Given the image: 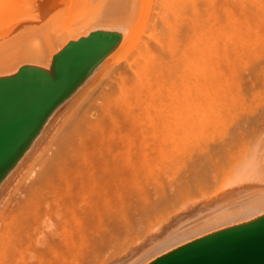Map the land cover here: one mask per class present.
Wrapping results in <instances>:
<instances>
[{"label":"bare ground","instance_id":"6f19581e","mask_svg":"<svg viewBox=\"0 0 264 264\" xmlns=\"http://www.w3.org/2000/svg\"><path fill=\"white\" fill-rule=\"evenodd\" d=\"M22 1H28L24 8L28 6L32 12L38 5L34 0H0V25L12 22L18 16L14 9L17 7V11L19 8L22 11ZM29 1L36 5L31 7ZM76 1L78 6L81 1L83 3H80L78 12L73 16L70 3L71 14H68L67 21L63 19L61 23L56 18L57 22H51L57 15L59 17L60 4L53 12V17H48L51 13L47 14L48 25L44 26L46 18H43L44 24L37 26L38 31L30 30L34 26L36 28V24H29L32 22H28L29 15L30 20L37 17L41 21L37 16L40 14L39 9L35 10L37 6L35 14L27 8L30 14L27 12L26 16V10H23L27 18L17 13L22 20L26 18L27 22L23 20V25L27 23L30 27L20 28L18 31H22V34H18L16 29L19 36L14 33L13 40L7 36L14 37L11 34L14 31L13 23L8 24L6 32L2 31L7 40L0 32L2 41L5 39L4 43H0V76L16 73L25 63L50 69L55 52L61 50L71 37L87 34L91 28H123L125 32L118 46L103 59L94 73L57 107L1 182L0 264H74L80 255L82 257V251L93 245V241H89L91 233H104L106 223H109L108 217L121 216L122 210H126V200L135 201L136 198L139 201L140 170L152 165L155 151L166 148L170 134L169 117L173 115L184 125L189 120L202 117L206 121L212 115L210 112L217 114L212 100L216 97L217 103L216 100L220 99L218 88L225 83L221 78L224 75L222 70L232 72L234 62L241 61L234 56V62L231 59L235 52L231 39L234 38L236 42L246 36V33L237 29V25L246 21L248 24L250 20L254 21L253 24L256 22L254 19L260 22L264 20V13L259 12V9L264 11V0ZM50 16L52 19L49 23ZM17 19L14 21L19 23ZM9 30L11 33L6 34ZM249 31L247 35L252 34V40L249 37L250 42L247 39L248 43L244 42L248 52L242 56L248 60L250 51L251 57L264 38V35L261 38V35L256 34L257 38H254L252 32L248 34ZM253 38L255 43L260 41L254 52L251 47ZM224 43L231 45L233 53L230 57L226 56L228 46ZM222 46L226 49L223 50ZM222 50L227 51L225 55H222ZM240 67L245 68L243 65ZM99 75L107 80L99 96L87 106L81 105L79 110L65 115L50 143L38 153L44 134L53 120ZM76 105L79 104L76 102ZM255 148L237 163L235 172L231 170L233 176L227 175L230 179L227 185L248 182L264 184V146L261 151L259 148L253 151ZM35 154L37 157L31 164L29 158ZM26 164L28 167L22 168ZM12 180L16 182L13 184ZM214 213L205 222L175 233L148 252L143 260L134 263L147 264L183 243L263 214L264 188L245 193L234 204ZM140 222L143 224L144 221L139 220V225H136L139 228L142 227ZM125 236H128L127 233Z\"/></svg>","mask_w":264,"mask_h":264},{"label":"rangeland","instance_id":"374dc122","mask_svg":"<svg viewBox=\"0 0 264 264\" xmlns=\"http://www.w3.org/2000/svg\"><path fill=\"white\" fill-rule=\"evenodd\" d=\"M34 1L38 5H36L35 3L32 5L29 1V4L32 5L29 6L33 7L34 5H36V8L38 6L37 9H35V7L34 9H39L41 15L38 14L37 16L40 17L39 19L41 21H38L37 17H35L34 20H32L33 18H31L30 20L31 15H29V18L26 17L28 16L27 12L29 11L27 10L28 6H26L25 8L24 6L26 5L25 3H28V1H22V11H20L21 8H19L18 11L17 7L14 9L16 16L18 15L17 20H19V23L14 21L17 17H15L12 22L10 21L9 23L14 24V27H12L14 31L11 33L10 29L6 34H8L9 32L13 35L18 30H20V28H26L25 26H28L29 24L31 25V23L32 26L36 24V28L35 26L34 28L32 26V28L28 26L30 30L38 31L39 29H37V26H43L41 24H44L45 20L46 23L44 24V26L48 25L47 18L49 17V15L53 17V12L55 11V9L59 8L58 6L60 4V9L62 11L59 12L60 9L58 10L59 17L57 13H55L57 17L53 18L54 20H51L52 17L50 16L51 18H49V23L50 20L51 22H54L56 18L57 21H63V19L67 21L68 16L71 14L69 11V6L73 0H69L70 2L66 0L68 3H66L65 0ZM36 1H38L39 3H37ZM74 1L72 2L73 9H70L73 11H71L72 16L78 12L81 5L80 3L82 2L79 1L80 3L78 6V2L76 1V3ZM62 6L64 7V10L62 9ZM28 9L30 10V7ZM34 9V13L30 10V12H32L33 14L37 13V11H35ZM23 10H26V16H24L25 13L23 12ZM256 11L252 12L256 13ZM259 12L264 13V11H260V9ZM17 13H21L23 17H26L28 19V22H32H30L29 24L25 23V25H23L22 21L24 20V22H27L25 21L26 18L22 20L21 15L19 16V14ZM47 14L48 17H46ZM60 17L62 18L60 19ZM43 18L46 19H44V21L42 22ZM254 20L256 22L253 24L252 22L254 21L251 22L250 20L248 21V24L246 23L247 21L243 24H240L242 25V27H240V25H237L240 29L236 26L239 31L241 30V32L246 33V36L245 38H242L243 40L240 38V40H237L238 36H240L239 34L241 33L238 31L239 34L238 36L236 35L235 38L238 42L236 41V43L234 38H232L233 40L231 39L233 43L232 48L233 51H235L234 53L231 51V45L229 46L228 44H225V41L223 42H225L224 44L228 46V52L223 51L225 47H223L224 45L220 42V45H223V50L221 51L222 55H225V53L227 52L226 56L230 57V54L233 53L231 55V59L233 60V58H235L237 60L238 58H240L241 61L237 60L234 62L233 60L235 64L233 70H231L232 72H230V70H222L224 71V75L222 76L223 73L219 75L222 76V81H225V83L229 81L228 79H230V77L231 79L229 81L230 83H226V86H224V83L221 84L223 85L222 87L218 88L220 90V93L217 95H219L220 99L216 100L217 103L215 102L216 97H214L215 99L213 98L212 100V105L215 106L217 114H213L210 112V114L212 115L209 116L206 121H204L202 117V119L199 118L198 120H189L185 122L184 125H181V123L178 122L176 118L173 117V115L169 117L170 134L166 140V148H164L163 150L160 149L155 151L152 165L143 167L140 170V190L138 192L139 195L137 194V200L139 201L137 202L136 198L135 201H131V199L126 200V203L124 205V209L126 210H122L123 213H121V216L118 213L119 216L115 215L116 217H112L111 215L110 217H108L109 223H106V230L105 232L103 231L104 233H101L102 231H100L99 234V231H97V233L95 234L91 233V236L93 238L90 236L89 241H93V245L90 244L91 246L89 245V249L83 246V248L85 249L82 252L84 253L82 254V257L81 255L79 257V252L77 253L79 258H77V261L74 264H135L134 261L137 263V261L141 259L143 260L144 256L148 252L155 249L158 245H160V243L165 242L167 239H169V237L175 235V233L177 234V232H180L183 229L185 230V228L190 229L199 222H205L206 220H208L207 218H210L213 214H215L214 212H217L219 209L237 202L239 197H241L243 194L249 192L251 193L254 191L257 192L258 189L264 188V184L261 185L259 183L258 185H261L259 187L254 182L253 184L248 182L235 184L233 183L231 185H227L230 182V179L227 175L231 176L232 174H234H231L230 172L236 171V166H238L237 163L239 161L241 162L243 160L242 158L247 156L246 154L249 155L253 147L255 148L257 146L261 151L262 147L264 146V38L260 40L261 44L260 41L259 43L254 42V38H257L256 35H261V38L264 35V20L261 22L259 21V19ZM33 21L39 23H34ZM9 23L0 25L1 33L2 31L6 32L5 28ZM20 23L22 26L20 25ZM16 24L18 25L17 27ZM58 25L61 24L58 22ZM49 27L50 24L49 26H47V28ZM245 29H248V31L250 30L248 33L249 35L250 32H252L254 34L253 36H255L253 38V42H251V45H253H250L253 50L252 52H254L256 50V47L259 46L258 44H260V46L256 50V53H253L251 57V51L248 49L250 51V55L248 54L250 60H248V58L246 57H244V59L242 58V56H246L245 53L248 52L247 46L244 42L248 43L246 39L250 42L249 37L252 40V34L248 36V31H246ZM244 30L246 32H244ZM21 32H19L18 34H20ZM2 34L4 35V33ZM2 34H0L1 41L3 37ZM7 36H9L11 39L15 38V34L14 37L10 36L9 34ZM7 36L4 35L5 39L7 38ZM240 37H242V35ZM4 40L0 43H4ZM257 41L258 40L256 39V42ZM239 42L243 43L241 44ZM234 45H236V48H238L236 49ZM239 47L244 51V53L239 49ZM245 61L248 62L246 63ZM239 65H243V67L245 68H239ZM235 68H238L239 70ZM99 76L96 77L92 81L93 83L91 82L89 86L86 87V89L80 92L76 96V98H74L71 104H69L64 108V110L61 111V113L56 117L57 119L55 118L53 120L54 123L52 122V124L49 126L50 128H48L47 132L44 134L41 148L38 147V149L40 148L38 153L42 152L41 149H43V146L44 148H46L50 143L52 136L56 132L57 128H59V125H61L59 123H62L63 121L62 118L68 116L70 112H73V110H79V107L81 105L87 106L91 103L92 100H95L99 96V93L103 89L102 87H105V85H107V80L102 76ZM218 78L221 82L220 77ZM221 91L223 92V94ZM221 94L223 96H221ZM76 102L79 104L78 106L76 105ZM207 105L208 104H206V106ZM214 106H212L213 110ZM206 108H208V106ZM258 148H255L253 151ZM37 154L29 158L31 164L35 161ZM28 164L24 165L25 167L22 168H26ZM15 182L16 180L14 182L12 180L13 184ZM10 188L11 187H9V189ZM223 188L224 191H221ZM238 193L243 194L239 195ZM136 202V205H131L132 203L134 204ZM137 206L138 208H136ZM134 208L136 209L134 210ZM128 213L130 215H128ZM118 220L120 222L119 225L117 224L119 223ZM139 220L145 222V224L144 222L143 224L142 222H140L142 224V227L140 228L136 226L137 224L139 225ZM134 222H136L135 226L139 229L133 227ZM158 224L160 227H156ZM157 228L160 229L158 230ZM155 229L157 230L155 231ZM137 230L139 231L137 232ZM126 233L128 235L127 237L125 236ZM94 237L98 240H96ZM100 241L102 242V244H99L101 243ZM118 241H120L121 243ZM85 246L88 247L87 245ZM86 249L88 250L85 251Z\"/></svg>","mask_w":264,"mask_h":264},{"label":"water","instance_id":"95a60500","mask_svg":"<svg viewBox=\"0 0 264 264\" xmlns=\"http://www.w3.org/2000/svg\"><path fill=\"white\" fill-rule=\"evenodd\" d=\"M123 28L99 26L71 37L57 50L50 69L25 63L0 76V184L57 107L124 37ZM243 234V245L230 241ZM147 264H264V213L183 243Z\"/></svg>","mask_w":264,"mask_h":264},{"label":"snow or ice","instance_id":"6c2138e0","mask_svg":"<svg viewBox=\"0 0 264 264\" xmlns=\"http://www.w3.org/2000/svg\"><path fill=\"white\" fill-rule=\"evenodd\" d=\"M246 237L243 234L237 235L230 242L235 245H243L246 242Z\"/></svg>","mask_w":264,"mask_h":264}]
</instances>
